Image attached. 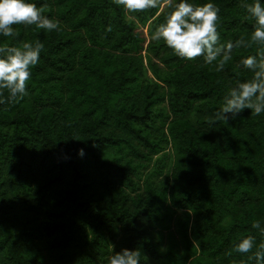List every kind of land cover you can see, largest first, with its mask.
Instances as JSON below:
<instances>
[{"label": "trees", "instance_id": "16d2710c", "mask_svg": "<svg viewBox=\"0 0 264 264\" xmlns=\"http://www.w3.org/2000/svg\"><path fill=\"white\" fill-rule=\"evenodd\" d=\"M27 2L47 4L61 30L0 34V47L44 44L28 95L11 102L4 90L0 104V264H105L124 248L142 264H255L264 112L207 118L253 78L241 61L264 46L234 48L217 72L152 39L171 10L164 0L134 13L113 0ZM188 2L219 8L221 43L250 41L243 5L256 0ZM247 236L252 252H236Z\"/></svg>", "mask_w": 264, "mask_h": 264}, {"label": "clouds", "instance_id": "9594fccd", "mask_svg": "<svg viewBox=\"0 0 264 264\" xmlns=\"http://www.w3.org/2000/svg\"><path fill=\"white\" fill-rule=\"evenodd\" d=\"M113 2L117 6H123L126 13L141 12L161 5V0H113ZM164 4L171 10L167 13L165 21L156 27L152 39L163 40L181 59L194 61L197 57H203L206 64L217 62L216 71L219 72L232 59L234 48L251 47L252 44L264 46V5L260 0L243 5L250 18L255 20L254 30L250 41L246 42L241 38L235 43L220 42V34L217 31L219 8L213 3L197 6L188 0H179L175 4L173 0H164ZM47 7V4H44L38 8L36 4L27 0H0V34L4 37L18 36L19 33L14 30L13 25H35L47 31H60V21L43 14ZM43 48L44 44L38 40L34 43L20 42L17 46L0 47V104L6 102L3 99L4 90L9 93L8 101L11 102L28 95L30 69L39 62ZM241 63L253 71V78L246 82L238 81L228 90L219 110L207 118L210 123L217 121L227 123L245 109L252 110L254 115L264 112V49L243 59ZM84 154L83 148L78 150V155ZM252 228L264 236V227L260 221H254ZM255 244V237L247 236L236 243L234 248L238 253L247 254L252 252ZM248 259L254 260L255 264H264V243H260ZM105 264H142V253L139 249L124 248L120 252L106 256Z\"/></svg>", "mask_w": 264, "mask_h": 264}]
</instances>
